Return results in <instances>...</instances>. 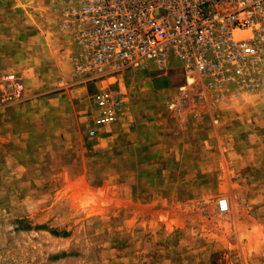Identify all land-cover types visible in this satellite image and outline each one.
<instances>
[{"label":"rangeland","instance_id":"obj_1","mask_svg":"<svg viewBox=\"0 0 264 264\" xmlns=\"http://www.w3.org/2000/svg\"><path fill=\"white\" fill-rule=\"evenodd\" d=\"M61 6L0 0V75L22 85L0 83V264H264V55L236 95L172 52L122 70L115 122L86 135L100 85L72 74Z\"/></svg>","mask_w":264,"mask_h":264},{"label":"built area","instance_id":"obj_2","mask_svg":"<svg viewBox=\"0 0 264 264\" xmlns=\"http://www.w3.org/2000/svg\"><path fill=\"white\" fill-rule=\"evenodd\" d=\"M60 1L72 74L100 85L86 135L115 122L126 95L109 80L122 70H164L172 52L187 84L197 79L222 96L251 89L263 61L264 0ZM3 81L19 94L22 85L14 74L0 75ZM217 206L226 210V199Z\"/></svg>","mask_w":264,"mask_h":264},{"label":"crops","instance_id":"obj_3","mask_svg":"<svg viewBox=\"0 0 264 264\" xmlns=\"http://www.w3.org/2000/svg\"><path fill=\"white\" fill-rule=\"evenodd\" d=\"M185 151H187V149Z\"/></svg>","mask_w":264,"mask_h":264}]
</instances>
